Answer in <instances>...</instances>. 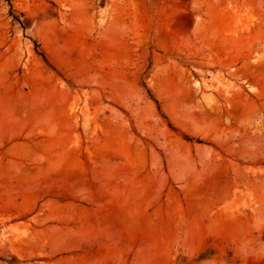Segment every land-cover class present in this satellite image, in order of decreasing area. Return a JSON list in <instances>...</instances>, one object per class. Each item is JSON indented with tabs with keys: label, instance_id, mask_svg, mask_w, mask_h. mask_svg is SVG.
Listing matches in <instances>:
<instances>
[{
	"label": "rangeland",
	"instance_id": "obj_1",
	"mask_svg": "<svg viewBox=\"0 0 264 264\" xmlns=\"http://www.w3.org/2000/svg\"><path fill=\"white\" fill-rule=\"evenodd\" d=\"M0 264H264V0H0Z\"/></svg>",
	"mask_w": 264,
	"mask_h": 264
}]
</instances>
